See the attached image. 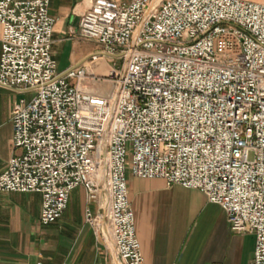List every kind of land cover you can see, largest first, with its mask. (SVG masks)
Masks as SVG:
<instances>
[{
    "label": "built area",
    "instance_id": "built-area-1",
    "mask_svg": "<svg viewBox=\"0 0 264 264\" xmlns=\"http://www.w3.org/2000/svg\"><path fill=\"white\" fill-rule=\"evenodd\" d=\"M49 0H0V86L11 106V155L0 190L37 191L38 220L57 219L82 185L84 220L111 236L117 264H143L126 171L195 187L250 231L245 264H264V2L90 0L77 34L122 59L58 71ZM94 54L91 55V58ZM109 78L106 94L83 79ZM107 240V237H106ZM32 264H44L36 260Z\"/></svg>",
    "mask_w": 264,
    "mask_h": 264
},
{
    "label": "crops",
    "instance_id": "crops-1",
    "mask_svg": "<svg viewBox=\"0 0 264 264\" xmlns=\"http://www.w3.org/2000/svg\"><path fill=\"white\" fill-rule=\"evenodd\" d=\"M89 6L90 0H49L55 19L51 54L58 71L83 61L95 74H106L114 66L99 42L77 34L78 18ZM104 79L109 78L100 81ZM97 82L87 76L82 86L105 94L90 85ZM29 94L0 86V172L20 151L11 143V106ZM126 188L143 264H245L251 257L253 233L230 229L222 208L199 189L168 184L161 177L134 176L128 169ZM40 205L37 191L0 190V264H117L108 231L106 240L84 220L85 205L93 212L99 206L86 201L82 185L69 191L66 207L52 222H39Z\"/></svg>",
    "mask_w": 264,
    "mask_h": 264
},
{
    "label": "rangeland",
    "instance_id": "rangeland-1",
    "mask_svg": "<svg viewBox=\"0 0 264 264\" xmlns=\"http://www.w3.org/2000/svg\"><path fill=\"white\" fill-rule=\"evenodd\" d=\"M97 59H96V62L98 61ZM111 59L114 62V65L115 66H117V67L120 66L121 61H122V59L120 57L112 55V58ZM84 79H83V81H84ZM91 84H92V86H93L94 89H96L97 91H99L101 93H105V94L110 90V88L112 86V83H111V81L109 79H104L102 81L99 80V82L94 83V84L93 83H90V85Z\"/></svg>",
    "mask_w": 264,
    "mask_h": 264
},
{
    "label": "bare ground",
    "instance_id": "bare-ground-1",
    "mask_svg": "<svg viewBox=\"0 0 264 264\" xmlns=\"http://www.w3.org/2000/svg\"><path fill=\"white\" fill-rule=\"evenodd\" d=\"M97 60H98V61H101V58H98ZM110 238H111V237H110Z\"/></svg>",
    "mask_w": 264,
    "mask_h": 264
}]
</instances>
